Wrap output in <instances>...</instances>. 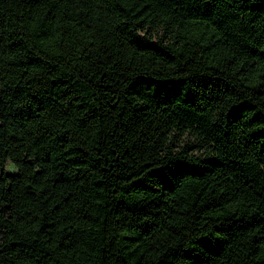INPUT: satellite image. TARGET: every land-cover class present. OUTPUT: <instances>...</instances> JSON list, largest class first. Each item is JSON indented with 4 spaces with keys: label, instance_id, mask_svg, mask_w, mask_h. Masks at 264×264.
Here are the masks:
<instances>
[{
    "label": "trees",
    "instance_id": "16d2710c",
    "mask_svg": "<svg viewBox=\"0 0 264 264\" xmlns=\"http://www.w3.org/2000/svg\"><path fill=\"white\" fill-rule=\"evenodd\" d=\"M0 264H264V0H0Z\"/></svg>",
    "mask_w": 264,
    "mask_h": 264
},
{
    "label": "rangeland",
    "instance_id": "374dc122",
    "mask_svg": "<svg viewBox=\"0 0 264 264\" xmlns=\"http://www.w3.org/2000/svg\"><path fill=\"white\" fill-rule=\"evenodd\" d=\"M7 169L10 172H14L16 170L14 164H11V163L8 165Z\"/></svg>",
    "mask_w": 264,
    "mask_h": 264
}]
</instances>
